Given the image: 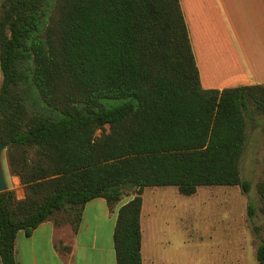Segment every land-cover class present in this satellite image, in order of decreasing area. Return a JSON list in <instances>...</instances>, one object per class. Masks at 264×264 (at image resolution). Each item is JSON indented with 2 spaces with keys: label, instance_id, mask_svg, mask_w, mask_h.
<instances>
[{
  "label": "trees",
  "instance_id": "16d2710c",
  "mask_svg": "<svg viewBox=\"0 0 264 264\" xmlns=\"http://www.w3.org/2000/svg\"><path fill=\"white\" fill-rule=\"evenodd\" d=\"M0 68V142L25 189L0 194L3 264H17L20 232L77 228L87 203L115 210L129 192L116 256L143 264L146 188L251 190L241 163L264 84L205 90L180 0H3Z\"/></svg>",
  "mask_w": 264,
  "mask_h": 264
},
{
  "label": "crops",
  "instance_id": "0c3cea01",
  "mask_svg": "<svg viewBox=\"0 0 264 264\" xmlns=\"http://www.w3.org/2000/svg\"><path fill=\"white\" fill-rule=\"evenodd\" d=\"M180 3L205 90L264 84V0H180ZM11 189L18 200L25 198L19 177H13ZM125 203L111 210L105 199L98 198L86 204L77 228L52 219L41 224L31 236L20 232L15 243L16 263L118 264L114 233L118 210ZM141 223L143 264H175L169 254L158 250V234L146 232L144 207ZM193 236L200 243L199 248L205 246L202 251L209 256L205 264H260L257 250L254 254L243 250L227 254L225 243H220L223 234ZM191 241L194 243L192 238ZM199 248L192 246L193 255L202 252ZM0 264H3L1 254Z\"/></svg>",
  "mask_w": 264,
  "mask_h": 264
},
{
  "label": "rangeland",
  "instance_id": "374dc122",
  "mask_svg": "<svg viewBox=\"0 0 264 264\" xmlns=\"http://www.w3.org/2000/svg\"><path fill=\"white\" fill-rule=\"evenodd\" d=\"M2 2L0 0V12ZM2 81L0 68V88ZM37 98L35 91L33 100ZM35 106L32 104L31 110ZM109 131L110 127L106 126L105 133ZM102 133L99 130L96 136L100 137ZM2 162L9 191L15 175L10 168L7 149L3 152ZM241 176L251 183L249 193L241 187H201L196 195L186 197L175 187L146 188L143 194L145 229L149 234H158V250L169 254L175 264H205L209 256L202 251L204 245L199 248L200 243L193 234H223L220 243H225L227 254H233V250L254 254L264 243V198L261 194L264 192V114L256 109L249 116ZM131 193L125 196L124 203L133 198ZM250 206L254 210L253 217L249 215ZM59 217L64 218V214ZM193 244L202 251L195 252L196 256L192 252Z\"/></svg>",
  "mask_w": 264,
  "mask_h": 264
},
{
  "label": "water",
  "instance_id": "95a60500",
  "mask_svg": "<svg viewBox=\"0 0 264 264\" xmlns=\"http://www.w3.org/2000/svg\"><path fill=\"white\" fill-rule=\"evenodd\" d=\"M7 149V145L0 142V194L8 191V185L6 182L5 172L3 168L2 156L3 152Z\"/></svg>",
  "mask_w": 264,
  "mask_h": 264
}]
</instances>
